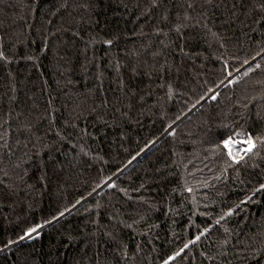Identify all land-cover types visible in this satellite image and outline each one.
Returning <instances> with one entry per match:
<instances>
[{
	"label": "trees",
	"instance_id": "16d2710c",
	"mask_svg": "<svg viewBox=\"0 0 264 264\" xmlns=\"http://www.w3.org/2000/svg\"><path fill=\"white\" fill-rule=\"evenodd\" d=\"M0 264H264V0H0Z\"/></svg>",
	"mask_w": 264,
	"mask_h": 264
},
{
	"label": "rangeland",
	"instance_id": "374dc122",
	"mask_svg": "<svg viewBox=\"0 0 264 264\" xmlns=\"http://www.w3.org/2000/svg\"><path fill=\"white\" fill-rule=\"evenodd\" d=\"M226 142H230L227 149L234 159H238L242 155V153L247 152L251 149L249 143L243 142L241 140H227Z\"/></svg>",
	"mask_w": 264,
	"mask_h": 264
},
{
	"label": "snow or ice",
	"instance_id": "6c2138e0",
	"mask_svg": "<svg viewBox=\"0 0 264 264\" xmlns=\"http://www.w3.org/2000/svg\"><path fill=\"white\" fill-rule=\"evenodd\" d=\"M229 143H230V142H225V147H228ZM229 154H231V153L229 152ZM61 215H63V213H61ZM36 231H37V228H32L28 233H26V235H27V236H31L32 233H34V232H36ZM22 238H23V237H22Z\"/></svg>",
	"mask_w": 264,
	"mask_h": 264
}]
</instances>
